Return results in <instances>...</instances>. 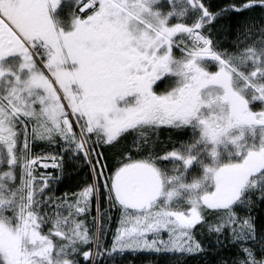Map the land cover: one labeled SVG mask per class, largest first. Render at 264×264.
I'll return each mask as SVG.
<instances>
[{
  "label": "snow or ice",
  "instance_id": "1",
  "mask_svg": "<svg viewBox=\"0 0 264 264\" xmlns=\"http://www.w3.org/2000/svg\"><path fill=\"white\" fill-rule=\"evenodd\" d=\"M0 264H264V0H0Z\"/></svg>",
  "mask_w": 264,
  "mask_h": 264
}]
</instances>
